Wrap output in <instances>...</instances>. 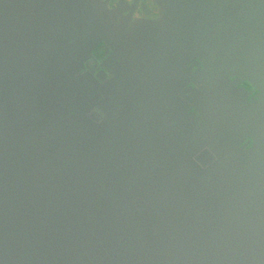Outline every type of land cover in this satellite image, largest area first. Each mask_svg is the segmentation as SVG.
Returning <instances> with one entry per match:
<instances>
[{
	"label": "water",
	"instance_id": "95a60500",
	"mask_svg": "<svg viewBox=\"0 0 264 264\" xmlns=\"http://www.w3.org/2000/svg\"><path fill=\"white\" fill-rule=\"evenodd\" d=\"M0 0V264H264V0Z\"/></svg>",
	"mask_w": 264,
	"mask_h": 264
},
{
	"label": "flooded vegetation",
	"instance_id": "af4514ba",
	"mask_svg": "<svg viewBox=\"0 0 264 264\" xmlns=\"http://www.w3.org/2000/svg\"><path fill=\"white\" fill-rule=\"evenodd\" d=\"M108 6L132 19H156L159 5L156 0H105Z\"/></svg>",
	"mask_w": 264,
	"mask_h": 264
}]
</instances>
